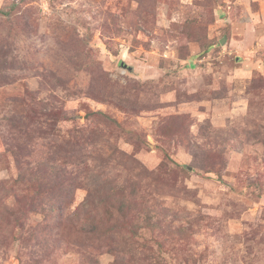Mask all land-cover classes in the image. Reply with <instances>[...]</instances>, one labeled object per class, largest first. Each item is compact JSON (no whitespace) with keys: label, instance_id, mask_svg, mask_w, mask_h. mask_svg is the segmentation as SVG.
<instances>
[{"label":"rangeland","instance_id":"1","mask_svg":"<svg viewBox=\"0 0 264 264\" xmlns=\"http://www.w3.org/2000/svg\"><path fill=\"white\" fill-rule=\"evenodd\" d=\"M0 264H264V0H0Z\"/></svg>","mask_w":264,"mask_h":264},{"label":"trees","instance_id":"2","mask_svg":"<svg viewBox=\"0 0 264 264\" xmlns=\"http://www.w3.org/2000/svg\"><path fill=\"white\" fill-rule=\"evenodd\" d=\"M91 196H92V194H90V197H91ZM85 204H87V202H86V203H84V205H85Z\"/></svg>","mask_w":264,"mask_h":264}]
</instances>
